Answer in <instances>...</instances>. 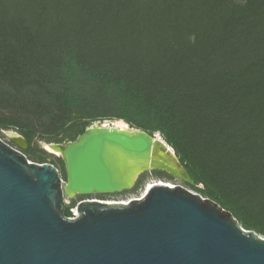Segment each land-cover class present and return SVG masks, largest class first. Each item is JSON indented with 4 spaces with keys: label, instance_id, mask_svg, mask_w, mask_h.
Listing matches in <instances>:
<instances>
[{
    "label": "trees",
    "instance_id": "1",
    "mask_svg": "<svg viewBox=\"0 0 264 264\" xmlns=\"http://www.w3.org/2000/svg\"><path fill=\"white\" fill-rule=\"evenodd\" d=\"M0 82L52 115L49 143L107 119L160 133L264 235V0H0Z\"/></svg>",
    "mask_w": 264,
    "mask_h": 264
},
{
    "label": "water",
    "instance_id": "2",
    "mask_svg": "<svg viewBox=\"0 0 264 264\" xmlns=\"http://www.w3.org/2000/svg\"><path fill=\"white\" fill-rule=\"evenodd\" d=\"M117 121L44 144L47 152L63 146L62 156L52 155L63 159L66 180L0 137V264H264L263 236L181 186L155 183L132 201H85L68 217L66 198L128 191L146 172L193 183L160 133Z\"/></svg>",
    "mask_w": 264,
    "mask_h": 264
},
{
    "label": "rangeland",
    "instance_id": "3",
    "mask_svg": "<svg viewBox=\"0 0 264 264\" xmlns=\"http://www.w3.org/2000/svg\"><path fill=\"white\" fill-rule=\"evenodd\" d=\"M10 90L11 88L7 82H0V120H1L0 137L5 142L9 143L11 146H13L17 150H20L25 155H27L25 150L29 148L28 142L26 147L20 146L14 143L13 141H11L9 133L16 132L13 134L21 135V129L24 130L30 129L32 132L36 134V137L32 145L33 146L32 153L27 155L28 158L36 163L53 164L55 167L59 169L63 179L66 180V170L63 159L61 157L50 154L44 149V144L49 143V141L46 138H42V136L55 137L58 134L57 131L55 130L56 128L54 126V119L52 115L48 114L44 110L41 111L37 109L34 106V104L31 101H29V98H27L26 96L22 95L18 97L17 94L14 95L10 93L9 92ZM111 120H116V119H107L99 122L105 123ZM16 125H18L19 127H16ZM62 135L63 134L60 133L59 137L61 138ZM139 179H143V181L138 188L134 187L131 190L116 194H108V195L94 194L90 196H80L78 200L83 198L101 197L105 199V201L113 202V203L122 202V201H132L134 199L143 198L144 193H146L148 186L155 183H164L166 185L173 187L181 186L192 193L199 194L203 198H207L204 197L203 194L200 192V190H203L205 188L204 185L202 184L196 185L194 182L188 183L170 174L169 176H167L165 174L158 173L156 171H150L142 174ZM73 205L74 203L72 202L70 204V208H72ZM67 207L68 204H66V208ZM259 235L264 237V235L262 234Z\"/></svg>",
    "mask_w": 264,
    "mask_h": 264
},
{
    "label": "bare ground",
    "instance_id": "4",
    "mask_svg": "<svg viewBox=\"0 0 264 264\" xmlns=\"http://www.w3.org/2000/svg\"><path fill=\"white\" fill-rule=\"evenodd\" d=\"M109 123L110 122L107 121V122L104 123V125L107 126ZM114 125L116 127L122 128V129H128V125L124 121H117V122L114 123ZM13 133H16V132H10L9 133V136H11L12 138H14L15 141H16V143H18V145L25 146L26 147L27 146V141L23 138V136L17 135V134H13ZM46 148L48 149V152L50 154H55V155H58V156H62V154H63V146H61V145L46 146ZM159 184H161V183H159ZM152 185L153 184H151V185L148 186V188L146 190V193H144V196L147 194L149 187H151Z\"/></svg>",
    "mask_w": 264,
    "mask_h": 264
},
{
    "label": "flooded vegetation",
    "instance_id": "5",
    "mask_svg": "<svg viewBox=\"0 0 264 264\" xmlns=\"http://www.w3.org/2000/svg\"><path fill=\"white\" fill-rule=\"evenodd\" d=\"M79 197L80 196H76L74 198H66V204H68L67 209L68 208L71 209L70 208V204L72 202L74 203V205L72 206V208H77V209H78L79 204H81L82 202H85V201H99V202H103V203H113V202H107V201H105V199H103L101 197H96V198H83V199L78 200ZM68 201H69V203H68Z\"/></svg>",
    "mask_w": 264,
    "mask_h": 264
},
{
    "label": "built area",
    "instance_id": "6",
    "mask_svg": "<svg viewBox=\"0 0 264 264\" xmlns=\"http://www.w3.org/2000/svg\"><path fill=\"white\" fill-rule=\"evenodd\" d=\"M71 213H72V218L78 217L79 215L77 214V208H71L70 209Z\"/></svg>",
    "mask_w": 264,
    "mask_h": 264
}]
</instances>
